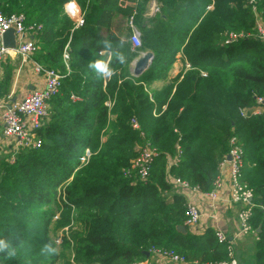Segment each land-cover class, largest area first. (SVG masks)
I'll return each instance as SVG.
<instances>
[{
  "label": "trees",
  "instance_id": "obj_1",
  "mask_svg": "<svg viewBox=\"0 0 264 264\" xmlns=\"http://www.w3.org/2000/svg\"><path fill=\"white\" fill-rule=\"evenodd\" d=\"M68 1L83 13L75 29L64 13ZM157 1L160 14L148 18L149 0H0L4 15L23 14L26 24L42 25L37 61L45 67L66 74L62 51L70 39V72L48 102L49 122L38 130L42 146L21 149L13 164L1 167L0 237L17 254L0 257V264H139L150 260L151 248L174 250L188 261L228 260L227 243L219 244L211 228L201 235L177 230L185 226L184 198L167 176L210 191L231 137L243 148L242 180L253 191V264H264V111L240 114L264 99V42L254 14L243 0ZM256 9L264 22V0ZM133 15L141 34L137 50L127 25ZM230 33L244 37L225 44ZM105 39L126 41L128 63L113 62L111 79L88 67L107 58ZM147 51L154 55L149 68L133 77L130 63ZM178 56L189 67L171 79ZM155 82L161 87L153 88ZM72 94L80 100L73 102ZM145 143L158 156L142 181L130 167ZM177 146L180 162L168 170ZM63 228L58 254L41 255L45 243L57 247L51 233Z\"/></svg>",
  "mask_w": 264,
  "mask_h": 264
},
{
  "label": "built area",
  "instance_id": "obj_2",
  "mask_svg": "<svg viewBox=\"0 0 264 264\" xmlns=\"http://www.w3.org/2000/svg\"><path fill=\"white\" fill-rule=\"evenodd\" d=\"M250 6L256 21V33L258 38L264 42V22L257 13V0H243ZM146 17H153L161 12V4L157 0H149L147 5ZM83 15L77 19L74 29L83 25L80 21ZM131 29L130 43L133 50L141 47V34L134 25V15L130 16L127 22ZM9 30H13L15 46L13 48L6 47L3 44V34ZM42 30V25L37 23L26 24V18L23 14L4 15L0 11V71L5 62L10 60H20L21 64L31 61L34 72L40 75L43 80V86L39 90H31L26 93L20 101L5 108L1 114V122L4 126L3 135L13 141L15 150L19 152L21 149H38L42 146V139L38 135V130L42 128L44 120L48 117V102L59 93L62 86V80L69 74L70 61V39L66 43L62 51V60L66 67V74H61L54 69L47 68L38 62H33L31 56L38 50V40L36 35ZM244 37V34L230 33L225 44H230ZM187 67L189 65L187 64ZM71 100L78 101L79 98L71 95ZM264 111V99L256 98V104L248 109L240 111L242 117L250 115H259ZM131 126L134 130H138V122L131 119ZM175 155L168 159V170L172 166H176L180 162L181 151L179 146L176 147ZM88 153V154H87ZM244 151L236 137L229 140V150L225 158L218 164V176L213 183L210 191H203L199 185H193L185 179L175 177L170 174L167 181L171 183L178 194L184 198V214L185 225L197 226L200 222L201 212L200 205L202 201L208 200L209 218L217 217L219 201L221 200L220 192L224 189L226 181L230 185L229 202L239 207L237 214L238 224L237 231L233 239H239L249 234H254V229L250 224L252 216L253 191L242 180V170L244 168L243 161ZM158 156L156 150L149 143H145L140 147L138 155L131 161L130 169L135 171L140 180L145 181L148 176L155 158ZM89 158V150L85 151V155L81 157V163H86ZM14 162V157H12ZM227 169L226 179L223 177L222 170ZM131 172L128 170L125 174ZM57 218V216L55 217ZM215 236L219 244L227 243L226 250L229 255L228 260L199 262L188 261L183 255L165 248H151L149 254H152L156 264H238L234 256V247L228 236L221 230H214Z\"/></svg>",
  "mask_w": 264,
  "mask_h": 264
},
{
  "label": "crops",
  "instance_id": "obj_3",
  "mask_svg": "<svg viewBox=\"0 0 264 264\" xmlns=\"http://www.w3.org/2000/svg\"><path fill=\"white\" fill-rule=\"evenodd\" d=\"M73 2L76 4L78 8V11L74 15L72 14V9L68 8V6ZM64 13L70 20L73 21L74 24L76 23L77 19L83 15L80 7L77 5L75 1H68L64 5ZM38 56H39L38 51H36L31 56V60L33 62H38L37 61ZM185 68H187V64H185L182 60H180L178 56V59L174 64L173 69L170 73V78L172 79L180 75L181 72L185 70ZM161 85H162L161 83L155 82L152 85V87L159 88L161 87ZM42 86H43L42 77L34 72L31 61L21 64L20 60L8 59L5 62V64L2 66V69L0 71V132H1L0 133V170L2 165L5 163L13 164L14 162L12 161V157H14L15 160V156L19 153L15 150L13 141L8 138H5L3 135L2 130H4V126L2 125L1 122V114L3 113L5 108L16 103L17 101H20L26 93L35 89L39 90L42 88ZM106 106L110 107L111 104L108 102L106 103ZM48 110H49V114L48 117L44 120L42 128L44 127L45 124H48L49 122V116L51 115L50 106ZM89 156H90V152H89ZM81 164L84 165L85 163H81ZM222 172H223V177L226 179L228 170L224 169L222 170ZM173 188L174 191L178 194L177 189L174 186ZM229 189H230V185L228 184V181H226L224 189L220 192L221 200L218 202L219 206L217 210V217H213V219L209 218L210 210L207 207L208 200H204L200 205L201 218L199 224L197 226L185 225V227H187L188 230L195 235L203 234V232L208 228H211L212 230H221L228 236L229 241L232 242V245L234 247V256L237 259L238 264H244L245 260H248L249 264H253L254 247L252 244L249 247L250 256H251L250 259L246 255L244 256V254L242 255L240 252L237 251L239 250V246L242 243H244L246 236L239 238L240 240L238 245L235 244L236 239H233V236L237 231V224H238L237 214L239 212V207L229 202ZM252 239L254 240V238ZM153 260L154 258L152 256L150 260H146L139 264H146L147 262ZM166 264H171V263H166Z\"/></svg>",
  "mask_w": 264,
  "mask_h": 264
},
{
  "label": "clouds",
  "instance_id": "obj_4",
  "mask_svg": "<svg viewBox=\"0 0 264 264\" xmlns=\"http://www.w3.org/2000/svg\"><path fill=\"white\" fill-rule=\"evenodd\" d=\"M73 10V14L78 11L76 4L73 2L69 5ZM83 23V20L80 21ZM103 46V52L106 53L107 58L94 59L88 63V67L97 75L100 79H111L117 75L116 68L113 67V62L120 65L128 63V56L125 52L126 41L124 39L119 40L117 43H113L111 40L101 41ZM41 255L45 257H51L58 254V248L52 241H49L43 245L40 249ZM16 248L12 241L7 238L0 237V257L6 260H10L16 257Z\"/></svg>",
  "mask_w": 264,
  "mask_h": 264
},
{
  "label": "water",
  "instance_id": "obj_5",
  "mask_svg": "<svg viewBox=\"0 0 264 264\" xmlns=\"http://www.w3.org/2000/svg\"><path fill=\"white\" fill-rule=\"evenodd\" d=\"M3 44L6 47L13 48L15 46L14 32L13 30H9L3 34ZM153 53L151 51L143 52L135 58L130 64V73L133 77L141 76L150 66L153 60ZM178 231L182 233L186 232L185 226L177 227ZM259 231V230H258ZM146 256H149L148 252H145Z\"/></svg>",
  "mask_w": 264,
  "mask_h": 264
},
{
  "label": "rangeland",
  "instance_id": "obj_6",
  "mask_svg": "<svg viewBox=\"0 0 264 264\" xmlns=\"http://www.w3.org/2000/svg\"><path fill=\"white\" fill-rule=\"evenodd\" d=\"M146 11H148V9L146 10ZM160 14V13H159ZM158 14H156V15H154L153 17H155V16H157ZM149 18H152V17H149ZM256 36H257V34H256ZM258 37V36H257ZM140 53H143V52H140ZM139 53V54H140ZM131 64V63H130ZM129 71H130V65H129ZM3 125V124H2ZM3 131V130H2ZM106 132H108V129H106ZM1 133V132H0ZM99 140H100V142L101 143H103L104 142V140L106 139V137H105V135H104V133H102L101 134V136H99ZM140 149V148H139ZM88 154V153H87ZM86 164V163H85ZM0 175H1V170H0ZM66 231V228H63V229H60V230H58L57 232H56V234L55 233H51V236H55L56 235V245H57V248H58V251H59V246H60V244H61V242H62V236H63V233ZM58 236V237H57ZM252 238H255L254 237V234L252 235V234H249L248 236H246L245 237V241H244V243H242L240 246H239V250H237L238 252H240L242 255L244 254V256L246 255L249 259L251 258V256H250V249H249V247H250V245L253 243V239ZM239 240L240 239H236L235 240V244L236 245H238L239 244ZM248 252H249V254H248ZM67 254H68V257L69 258H71L72 257V253H71V251H67ZM244 264H249V261L248 260H245L244 261Z\"/></svg>",
  "mask_w": 264,
  "mask_h": 264
},
{
  "label": "bare ground",
  "instance_id": "obj_7",
  "mask_svg": "<svg viewBox=\"0 0 264 264\" xmlns=\"http://www.w3.org/2000/svg\"><path fill=\"white\" fill-rule=\"evenodd\" d=\"M72 13H73V10H72ZM74 15V14H73Z\"/></svg>",
  "mask_w": 264,
  "mask_h": 264
}]
</instances>
